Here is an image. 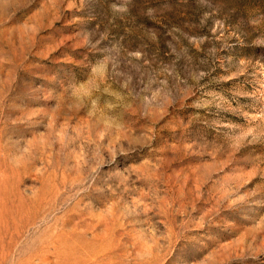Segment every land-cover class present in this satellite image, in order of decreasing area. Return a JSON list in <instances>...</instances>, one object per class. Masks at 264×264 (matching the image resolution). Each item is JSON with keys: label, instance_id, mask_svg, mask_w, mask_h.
<instances>
[{"label": "rangeland", "instance_id": "374dc122", "mask_svg": "<svg viewBox=\"0 0 264 264\" xmlns=\"http://www.w3.org/2000/svg\"><path fill=\"white\" fill-rule=\"evenodd\" d=\"M0 264H264V0H0Z\"/></svg>", "mask_w": 264, "mask_h": 264}]
</instances>
